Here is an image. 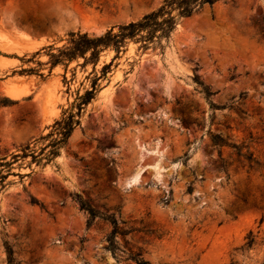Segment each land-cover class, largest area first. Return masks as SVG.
<instances>
[{"label": "rangeland", "instance_id": "374dc122", "mask_svg": "<svg viewBox=\"0 0 264 264\" xmlns=\"http://www.w3.org/2000/svg\"><path fill=\"white\" fill-rule=\"evenodd\" d=\"M161 2L0 0V101H17L0 106V159L10 164L0 167V264L6 246L15 264H136L131 253L148 264H264V0L204 7L161 47L130 43L55 159H13L38 155L89 85L90 66L71 80L75 63L64 84L47 47ZM113 55L101 54L98 75ZM30 68L41 76L21 72ZM233 145L256 163H239ZM109 218L126 233L115 255Z\"/></svg>", "mask_w": 264, "mask_h": 264}, {"label": "trees", "instance_id": "16d2710c", "mask_svg": "<svg viewBox=\"0 0 264 264\" xmlns=\"http://www.w3.org/2000/svg\"><path fill=\"white\" fill-rule=\"evenodd\" d=\"M220 1L221 0H162L157 9L143 15L136 21L112 26L100 35H90L86 32L69 33L66 35L64 43L61 46H48L47 49L49 53H47V56L49 58L48 64L50 69L52 70L58 66L62 67L64 72L62 75L64 84L69 83L66 81L65 75L69 66L75 63L72 68L71 80L73 81L74 79V72L77 67L86 70L87 66H90V71L84 78V81H89V85L88 87H83V83L80 84V88L75 91V97L70 106L66 108L62 112L61 117L50 126L51 131L40 138V140H48V143L40 148L38 155H35V152H31L30 154L23 153L22 156L13 155V159L30 156L33 162L45 160L46 163L55 159L59 155L60 149L65 146L73 130L80 125V118L85 108L102 90L100 81L107 78V74L110 72L113 62L127 51V46L130 43L137 45L138 50L141 51L161 47L162 43H167L169 41L181 19L191 17L204 7L212 8ZM104 52H113L114 55L109 63L102 64L99 70L100 74L98 75L97 67L100 62V56ZM38 54L37 52L35 55ZM21 72L41 76V74H38V70L31 68L28 70H21ZM194 79L197 80V76H195ZM197 83L201 85V83ZM81 88L82 92H80ZM202 90L206 96L210 95L207 88L202 87ZM16 103L17 101L4 98L0 101V106H10ZM211 140L216 147L227 146V143L219 134L212 135ZM232 147L236 150L239 163L246 162L248 167H251L252 163H256L251 159L250 154L242 153L243 146L238 148L233 145ZM25 150H28V147H26ZM2 160L4 159H0V167L3 168L10 165L8 162ZM4 178L5 177L1 175V181H3ZM76 200L80 209L89 215L91 221L97 217L96 212L78 195H76ZM108 220L112 225V230L107 236L108 250L112 255H115L118 249L115 238L117 235L124 236L126 233L117 226L113 218H109ZM251 242L252 240H250L247 245L250 246ZM5 251L7 254V264H15L12 250L6 246ZM129 259L136 264H148V262L140 258L139 253H131Z\"/></svg>", "mask_w": 264, "mask_h": 264}, {"label": "water", "instance_id": "95a60500", "mask_svg": "<svg viewBox=\"0 0 264 264\" xmlns=\"http://www.w3.org/2000/svg\"><path fill=\"white\" fill-rule=\"evenodd\" d=\"M149 53H150V52H149ZM149 53H148V54H149Z\"/></svg>", "mask_w": 264, "mask_h": 264}, {"label": "bare ground", "instance_id": "6f19581e", "mask_svg": "<svg viewBox=\"0 0 264 264\" xmlns=\"http://www.w3.org/2000/svg\"><path fill=\"white\" fill-rule=\"evenodd\" d=\"M197 30V29H196Z\"/></svg>", "mask_w": 264, "mask_h": 264}]
</instances>
